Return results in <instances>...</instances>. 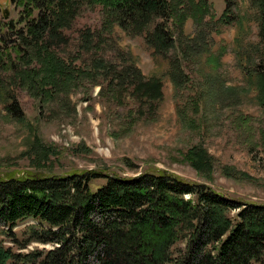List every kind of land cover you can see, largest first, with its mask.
Returning a JSON list of instances; mask_svg holds the SVG:
<instances>
[{
    "label": "trees",
    "instance_id": "1",
    "mask_svg": "<svg viewBox=\"0 0 264 264\" xmlns=\"http://www.w3.org/2000/svg\"><path fill=\"white\" fill-rule=\"evenodd\" d=\"M10 2L19 9V18L9 21V12L3 10L8 23H0V30H12L9 38L18 57L9 79L44 104L66 101L88 80L108 95L132 96L155 115V104L164 99L163 79L146 78L133 57L115 45L118 62L107 59L105 48L112 44L107 34L113 23L129 32L131 28L158 55L171 58L168 77L175 87L188 83L189 76L171 51L177 48L182 58L192 60L211 43L206 0ZM226 5L221 20L231 23V0ZM258 5L264 36V0ZM97 6L108 21L100 30L81 31L79 50L68 54L72 59H64L58 49L70 43L66 32L85 8ZM191 17L197 34L189 41L184 27ZM3 57L1 53L0 68H6ZM255 71L264 106V57ZM11 109L13 114L17 111ZM33 144L40 152V139ZM186 158L200 174L214 169L215 159L202 145L189 149ZM224 171L226 176L250 179L232 168ZM98 180L105 183L96 184ZM26 220L36 224L29 227L23 249L31 243L49 248L22 254L0 241V264H264V204L229 198L163 170L135 177L94 170L0 177V234L21 245L13 230Z\"/></svg>",
    "mask_w": 264,
    "mask_h": 264
},
{
    "label": "rangeland",
    "instance_id": "2",
    "mask_svg": "<svg viewBox=\"0 0 264 264\" xmlns=\"http://www.w3.org/2000/svg\"><path fill=\"white\" fill-rule=\"evenodd\" d=\"M206 1L210 9L205 23L211 31L208 48L192 60L182 58L177 48L171 51L189 76L183 86L175 87L168 77L171 58L158 55L131 28L129 32L113 22L110 26L112 33L107 37L112 44L105 48L107 59L118 62L115 45L133 57L146 78L163 79L164 99L155 104L154 116L132 96L108 95L88 80L58 105L40 103L27 89L11 83L9 75L18 57L12 50L13 37L9 38L12 30H0V55L4 54L6 66L0 68V177L24 173L63 176L91 170L135 177L163 170L206 184L229 198L264 204V106L255 79V68L264 57L261 0H231V5L235 3L228 13L231 23L221 20L226 0ZM3 10L9 12V21L19 18V9L10 0H0V23H8ZM107 17L100 6L85 8L73 29L66 32L70 43L58 49L59 55L72 59L68 54L74 56L79 50L81 31L102 29ZM196 28L191 17L184 27L189 41L196 37ZM11 107L17 110L14 114ZM36 138L42 143L38 153L33 144ZM196 145L214 157L211 173H198L187 160V151ZM226 167L250 179L226 176ZM35 224L22 221L13 230L21 245L2 233L0 241L22 254L49 248L31 243L23 249L28 229Z\"/></svg>",
    "mask_w": 264,
    "mask_h": 264
}]
</instances>
